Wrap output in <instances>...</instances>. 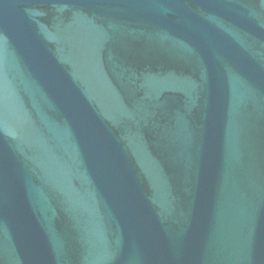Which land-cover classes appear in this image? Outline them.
<instances>
[{
    "label": "water",
    "instance_id": "obj_1",
    "mask_svg": "<svg viewBox=\"0 0 264 264\" xmlns=\"http://www.w3.org/2000/svg\"><path fill=\"white\" fill-rule=\"evenodd\" d=\"M0 264H264V0H0Z\"/></svg>",
    "mask_w": 264,
    "mask_h": 264
}]
</instances>
